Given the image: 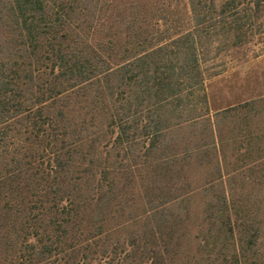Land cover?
Returning a JSON list of instances; mask_svg holds the SVG:
<instances>
[{"label":"trees","instance_id":"trees-1","mask_svg":"<svg viewBox=\"0 0 264 264\" xmlns=\"http://www.w3.org/2000/svg\"><path fill=\"white\" fill-rule=\"evenodd\" d=\"M264 0H0V264H264V96L209 83Z\"/></svg>","mask_w":264,"mask_h":264},{"label":"rangeland","instance_id":"rangeland-1","mask_svg":"<svg viewBox=\"0 0 264 264\" xmlns=\"http://www.w3.org/2000/svg\"><path fill=\"white\" fill-rule=\"evenodd\" d=\"M208 92L215 105L264 96V43L238 52L233 66L209 83Z\"/></svg>","mask_w":264,"mask_h":264}]
</instances>
